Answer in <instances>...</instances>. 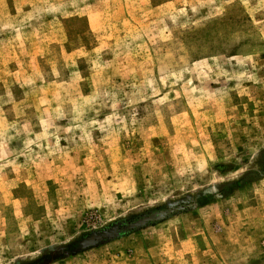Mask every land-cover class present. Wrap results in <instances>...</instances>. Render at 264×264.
Masks as SVG:
<instances>
[{
  "label": "rangeland",
  "instance_id": "obj_1",
  "mask_svg": "<svg viewBox=\"0 0 264 264\" xmlns=\"http://www.w3.org/2000/svg\"><path fill=\"white\" fill-rule=\"evenodd\" d=\"M0 264H264V0H0Z\"/></svg>",
  "mask_w": 264,
  "mask_h": 264
}]
</instances>
